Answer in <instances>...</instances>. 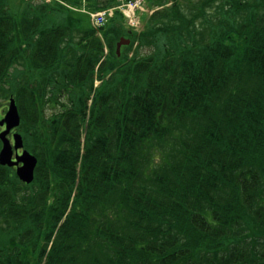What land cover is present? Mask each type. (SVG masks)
I'll list each match as a JSON object with an SVG mask.
<instances>
[{"label": "trees", "instance_id": "16d2710c", "mask_svg": "<svg viewBox=\"0 0 264 264\" xmlns=\"http://www.w3.org/2000/svg\"><path fill=\"white\" fill-rule=\"evenodd\" d=\"M212 1L149 0L137 31L80 10L118 0H0L39 158L29 184L0 164V264H264V0Z\"/></svg>", "mask_w": 264, "mask_h": 264}, {"label": "water", "instance_id": "95a60500", "mask_svg": "<svg viewBox=\"0 0 264 264\" xmlns=\"http://www.w3.org/2000/svg\"><path fill=\"white\" fill-rule=\"evenodd\" d=\"M129 39L122 37L117 43L119 51L122 44L129 43ZM21 116L14 97L10 98V103L5 116L0 120V125H6V128L0 132L2 147L0 150V164L17 166L16 172L19 178L27 183L33 181L35 177V168L38 163V158L35 154L27 149H24L20 154L18 150L23 147V137L19 132H15L14 144L11 142L8 134L10 131L20 124Z\"/></svg>", "mask_w": 264, "mask_h": 264}, {"label": "rangeland", "instance_id": "374dc122", "mask_svg": "<svg viewBox=\"0 0 264 264\" xmlns=\"http://www.w3.org/2000/svg\"><path fill=\"white\" fill-rule=\"evenodd\" d=\"M14 1H17V0H14ZM202 1L203 0H163V2H164V4L166 5V6H169V5H171V4H175V5H179V6H181V8L183 9V11L187 14V15H190V13H192V12H194L195 11V9H196V6H197V4L199 5L200 3H202ZM211 1V0H210ZM214 1V2H213ZM212 1V6H208L207 8H206V11L208 12V13H210V15H212L214 12H215V4L214 3H216V0H213ZM25 2V1H24ZM24 5V4H23ZM22 5V6H23ZM147 7H151V4H147L146 3V7H145V9L147 8ZM130 8H132V12H128V18L129 19H127V20H125L124 19V22H123V25L124 26H126V27H131V25H133V24H130L129 22V20H130V18L132 17V22L133 21H136L137 23H139L140 25L138 26V28H137V31H141L144 27H147L146 25V17H147V13L146 12H144V8H142V7H140L139 5H135V8L132 6V7H130ZM81 11H83V12H86V14H88V17H89V21H90V23L92 24V20H91V16L89 15V12H87L85 9H83V8H81L80 9ZM116 14H112L110 17H109V19L107 18V20H106V22L104 23V26H106L109 22H110V20L111 19H113L114 18V16H115ZM138 15H144V17L145 18H143V17H141V18H139V20L137 21L136 20V17L138 16ZM94 17V16H93ZM134 23V22H133ZM197 24H199V21L197 22ZM110 25V24H109ZM135 28V27H134ZM122 37H124V38H126V39H129L130 41H131V38L130 37H126V36H122ZM121 37V38H122ZM120 38V39H121ZM130 44V43H129ZM124 45H126V44H122V46L120 47V49H119V54H120V52H123L125 49H124ZM116 50H117V48H116ZM147 51H149L148 50V48L147 47H145L143 50H142V52H147ZM97 76H98V74H97ZM96 81H95V87H98L100 84H101V81L102 80H100L98 77H96V79H95ZM12 96V95H11ZM10 96V97H11ZM10 97H0V119L3 117V115L5 114V112H6V110H7V108H8V104H9V101H10ZM67 99V98H66ZM49 102H51V103H47L46 104V113L48 114V115H50V114H52V113H54V112H56V111H58L59 110V107L60 106H55L56 105V102H52V101H49ZM65 103H67V102H65ZM55 106V107H54ZM0 129H1V126H0ZM19 132V131H18ZM21 133H22V131H20ZM11 136V135H10Z\"/></svg>", "mask_w": 264, "mask_h": 264}, {"label": "built area", "instance_id": "2783aa9c", "mask_svg": "<svg viewBox=\"0 0 264 264\" xmlns=\"http://www.w3.org/2000/svg\"><path fill=\"white\" fill-rule=\"evenodd\" d=\"M134 5H136V4H134ZM133 5V6H134ZM131 7H132V5H131ZM105 15H106V12L104 11V12H100L97 16H96V18H95V22L97 23V24H101V23H103V21H104V19H105Z\"/></svg>", "mask_w": 264, "mask_h": 264}, {"label": "bare ground", "instance_id": "6f19581e", "mask_svg": "<svg viewBox=\"0 0 264 264\" xmlns=\"http://www.w3.org/2000/svg\"><path fill=\"white\" fill-rule=\"evenodd\" d=\"M150 10V7H147V11H149Z\"/></svg>", "mask_w": 264, "mask_h": 264}, {"label": "flooded vegetation", "instance_id": "af4514ba", "mask_svg": "<svg viewBox=\"0 0 264 264\" xmlns=\"http://www.w3.org/2000/svg\"><path fill=\"white\" fill-rule=\"evenodd\" d=\"M4 127L1 128V130L3 129ZM13 132V131H12Z\"/></svg>", "mask_w": 264, "mask_h": 264}]
</instances>
